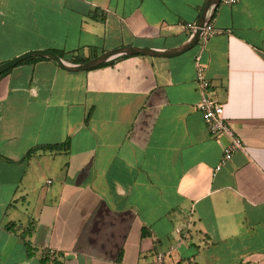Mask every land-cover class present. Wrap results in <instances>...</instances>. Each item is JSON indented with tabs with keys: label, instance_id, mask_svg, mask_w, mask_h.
<instances>
[{
	"label": "crops",
	"instance_id": "1",
	"mask_svg": "<svg viewBox=\"0 0 264 264\" xmlns=\"http://www.w3.org/2000/svg\"><path fill=\"white\" fill-rule=\"evenodd\" d=\"M207 2L0 0V64L178 51ZM206 24L172 57L69 72L34 56L0 79V264H264V0L220 3ZM198 61L247 148L220 170L228 139L197 109ZM9 223L34 226V255Z\"/></svg>",
	"mask_w": 264,
	"mask_h": 264
},
{
	"label": "built area",
	"instance_id": "2",
	"mask_svg": "<svg viewBox=\"0 0 264 264\" xmlns=\"http://www.w3.org/2000/svg\"><path fill=\"white\" fill-rule=\"evenodd\" d=\"M239 1L240 0H221V3L225 5H233ZM213 30V25L209 24L204 29L203 35L209 34L213 32ZM197 82L201 96L197 109L201 112L209 132L214 137L225 136L228 139V142L223 149V157L216 168V170H220L233 159L237 152H246L247 148L245 143L227 121L223 104L216 102L210 96V82L205 75V68L200 61L197 63ZM164 258L165 256L163 254H158L157 263L165 264Z\"/></svg>",
	"mask_w": 264,
	"mask_h": 264
},
{
	"label": "water",
	"instance_id": "3",
	"mask_svg": "<svg viewBox=\"0 0 264 264\" xmlns=\"http://www.w3.org/2000/svg\"><path fill=\"white\" fill-rule=\"evenodd\" d=\"M221 3V0H208L202 20L198 24V28L196 29L195 35L191 38V40L188 42L187 45H185L182 49L178 51H170V52H161V51H153V50H148V49H140V48H133V47H125V48H120L117 50L109 51L104 53L103 55L88 61L86 63L82 64H71L63 60L61 57H59L57 54L51 51H44V50H39V51H32L25 53L9 62H5L3 64H0V75L8 71L9 69H12L19 63L34 57V56H46L53 60L54 62L57 63V65L66 71L69 72H81V71H87L91 70L94 68L99 67L100 65L107 63L117 57L124 56V55H133V54H143V55H149V56H155V57H172L175 55H178L180 53H183L191 48H193L200 40L202 33L204 29L206 28L207 23V15L208 12L218 6Z\"/></svg>",
	"mask_w": 264,
	"mask_h": 264
},
{
	"label": "trees",
	"instance_id": "4",
	"mask_svg": "<svg viewBox=\"0 0 264 264\" xmlns=\"http://www.w3.org/2000/svg\"><path fill=\"white\" fill-rule=\"evenodd\" d=\"M53 52L55 54H57L59 57L64 59L65 55H64L63 52H60V51H57V50H55ZM34 59H36V58L27 59L25 62L33 61ZM87 61H89V60H80V59H78V60H75L74 62L79 64L81 62L85 63ZM109 63H111V62L104 63V64H102L100 66L102 67V66H105V65H107ZM11 70L12 69H9L8 71H6L2 75H0V79L3 76H5L6 74H8ZM69 148H70V141H66L63 144H57V145H41V146H37V147L32 148L28 152L27 157H31L35 152L40 151V150L60 153V152H63V151H67ZM6 229L8 231H10L11 233L15 234L16 236H18L20 239H22L25 242L28 254L30 256L34 255V253L36 252V249L32 247V244L30 242V237L32 236L33 231H34V226L33 225H31V227L25 228V227L17 226L14 223H9L6 226ZM42 262H43V264H49V263L50 264H62L61 262L57 261V259L54 257L53 254L51 255L49 253H46V255L43 258Z\"/></svg>",
	"mask_w": 264,
	"mask_h": 264
}]
</instances>
